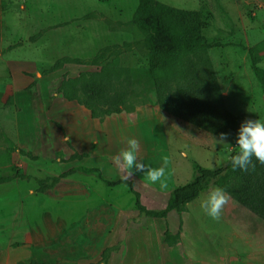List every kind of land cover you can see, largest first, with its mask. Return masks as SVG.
<instances>
[{
  "label": "rangeland",
  "instance_id": "obj_1",
  "mask_svg": "<svg viewBox=\"0 0 264 264\" xmlns=\"http://www.w3.org/2000/svg\"><path fill=\"white\" fill-rule=\"evenodd\" d=\"M159 1L202 14L206 52L238 117L226 144L164 112L146 87L135 90L130 110L103 120L62 96L64 78L115 57L122 67L148 65L143 35L130 22L137 0H1L0 176L11 179L0 183V264L26 259L30 246L58 264H264L263 219L235 203L242 207L236 210L230 199L219 220L201 210L202 194L216 185L158 219L136 208L127 186H107L94 175L38 184L73 167H97L104 179L131 180L142 204L158 210L175 186L194 177V163L216 168L239 151L244 120L264 121L263 89L241 46L262 43L264 69V0ZM129 138L139 141L146 168L167 158L164 186L135 169L128 177L115 164ZM166 228L181 233L176 244L164 242Z\"/></svg>",
  "mask_w": 264,
  "mask_h": 264
},
{
  "label": "trees",
  "instance_id": "obj_2",
  "mask_svg": "<svg viewBox=\"0 0 264 264\" xmlns=\"http://www.w3.org/2000/svg\"><path fill=\"white\" fill-rule=\"evenodd\" d=\"M131 23L142 33L141 40L148 65L122 67L117 57L99 68L62 80L59 91L69 101L82 104L92 118L103 120L128 108L135 90L146 87L152 90L160 108L167 114L213 136L231 134L236 130L238 117L227 106L219 78L206 49L202 30V14L196 9H183L159 0H137ZM2 2H0V38L2 36ZM247 50L249 65L264 93V69L259 65L262 43L241 45ZM93 62V61H92ZM55 65L53 69L58 68ZM2 93L0 92V98ZM8 161H10L8 159ZM254 168L248 171L233 170L229 160L216 168H204L194 163V177L171 191L165 206L149 209L140 200V192L131 180L104 179L100 168L77 166L58 176L39 180L41 187H51L61 178L73 173L94 175L107 186H127L134 196V205L151 218H166L171 211L180 212L210 186L224 189L230 198L264 220V164L253 158ZM16 176L22 173L16 171ZM11 177L0 176V183ZM51 181L49 184L46 181ZM181 227V220H180ZM181 238L177 231L171 234L166 228L164 242L176 244ZM14 264H58L49 254L30 246V255Z\"/></svg>",
  "mask_w": 264,
  "mask_h": 264
},
{
  "label": "clouds",
  "instance_id": "obj_3",
  "mask_svg": "<svg viewBox=\"0 0 264 264\" xmlns=\"http://www.w3.org/2000/svg\"><path fill=\"white\" fill-rule=\"evenodd\" d=\"M228 134L220 133L217 143L227 141ZM69 139V137H66ZM127 147L122 149L117 156L113 157L115 164L124 169L128 177L133 175V169L143 172L147 179L155 184L157 182L163 185L162 178L165 176L168 160L165 157L163 164L159 168H146L142 160L138 159L140 143L134 138H129ZM236 144L239 151L236 154H229L227 157L232 165L233 170L240 169L248 171L249 167H255L252 163L255 158L259 163L264 164V121L260 119L244 120L237 131ZM230 196L220 187H211L207 192L202 194L200 201L201 210L213 220H219L224 206L227 204Z\"/></svg>",
  "mask_w": 264,
  "mask_h": 264
},
{
  "label": "crops",
  "instance_id": "obj_4",
  "mask_svg": "<svg viewBox=\"0 0 264 264\" xmlns=\"http://www.w3.org/2000/svg\"><path fill=\"white\" fill-rule=\"evenodd\" d=\"M0 2H1V0H0ZM229 199H230V200L232 201V203H233L232 206H233V207H236V210H241L240 208H242V207H239V206L235 205L236 202L233 201L231 198H229ZM193 201H194V200H193ZM193 201H192V202H193ZM190 203H191V202H190ZM190 203H189V204H190ZM236 204H238V203H236ZM240 206H241V205H240ZM251 232H252V231H251ZM251 232H250V233H251ZM252 234H253V233H252ZM182 241H183V239H182ZM182 243H183V242H182ZM261 255H264V253H261ZM258 258H259V257H258ZM262 258H263V257H262Z\"/></svg>",
  "mask_w": 264,
  "mask_h": 264
}]
</instances>
